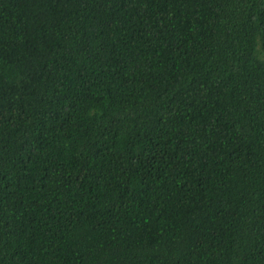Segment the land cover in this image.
Masks as SVG:
<instances>
[{"label": "trees", "instance_id": "16d2710c", "mask_svg": "<svg viewBox=\"0 0 264 264\" xmlns=\"http://www.w3.org/2000/svg\"><path fill=\"white\" fill-rule=\"evenodd\" d=\"M0 264H264V0H0Z\"/></svg>", "mask_w": 264, "mask_h": 264}]
</instances>
